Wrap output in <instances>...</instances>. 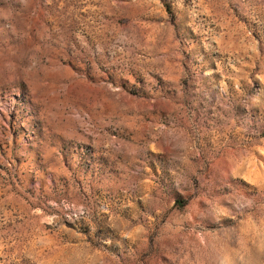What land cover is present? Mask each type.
Returning a JSON list of instances; mask_svg holds the SVG:
<instances>
[{"label": "rangeland", "instance_id": "374dc122", "mask_svg": "<svg viewBox=\"0 0 264 264\" xmlns=\"http://www.w3.org/2000/svg\"><path fill=\"white\" fill-rule=\"evenodd\" d=\"M0 264H264V0H0Z\"/></svg>", "mask_w": 264, "mask_h": 264}]
</instances>
